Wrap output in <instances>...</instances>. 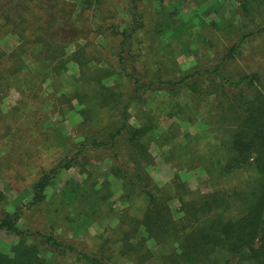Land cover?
I'll return each mask as SVG.
<instances>
[{
    "label": "trees",
    "instance_id": "1",
    "mask_svg": "<svg viewBox=\"0 0 264 264\" xmlns=\"http://www.w3.org/2000/svg\"><path fill=\"white\" fill-rule=\"evenodd\" d=\"M125 1L122 12L128 20L114 13L95 20L87 12L96 9L97 0L81 1V18L69 0H0V39L9 34L19 39L10 52L0 44V122L9 115L14 128L24 130L29 118L46 146L62 152L52 166L39 171L20 198L28 200L14 209L3 208L6 193L0 187V230L17 236L8 249L0 246V264H47L45 253L57 262V257L70 256L74 264H147L154 255L150 239L160 264H216L221 256L224 264H264V72L260 67L231 68L232 60L245 56V45L264 32V0H239L248 29L217 59L187 71L177 64L164 68L162 57L138 66V57L148 53L143 50L155 54L152 45L160 41L172 48V61L178 44H187L184 26L195 25L169 11L168 0H157L160 5L153 9L147 0ZM212 7L222 17L217 5ZM211 25L224 32L225 24L212 20ZM142 32L148 34L145 44ZM99 35L117 39L111 54L92 39ZM214 42L206 37L209 45ZM71 44L76 48L68 52ZM260 53L264 58V47ZM71 62L79 66L76 76L69 73ZM111 76L112 84L107 83ZM46 82L51 92L44 91ZM14 87L22 97L5 111L2 101ZM162 91L168 117L192 120L194 111H202L205 126L183 133L173 122L159 138L154 114H147L140 126L131 125V103ZM42 93L53 99V111L63 118L79 105L81 121L72 126L73 135L63 133L48 114L28 112L27 98L36 100ZM181 134L186 141L173 143ZM154 141L173 143L170 152L182 167L201 166L211 189L192 188L179 172L162 185L156 183L148 169L156 163ZM106 159L111 161L108 174L122 183L126 205L120 211L111 200L110 180L99 179L94 170ZM72 167L85 178L71 191L63 188L56 199L48 198L53 180ZM172 201L178 203L175 210ZM136 204L140 213H129ZM39 209L50 216L47 227L19 224L27 212ZM115 216L117 224L104 220ZM59 219L68 222L74 235L84 224L100 221L102 230L93 236L96 245L85 248L64 238L57 232Z\"/></svg>",
    "mask_w": 264,
    "mask_h": 264
},
{
    "label": "rangeland",
    "instance_id": "2",
    "mask_svg": "<svg viewBox=\"0 0 264 264\" xmlns=\"http://www.w3.org/2000/svg\"><path fill=\"white\" fill-rule=\"evenodd\" d=\"M69 1L76 6V16L80 18L83 17L85 13H80L82 0ZM125 2V0H97V3L93 5L96 9L89 10L87 15L97 20L99 19L100 14L114 13L119 20H128V15L122 12ZM150 3H152L151 9L160 5L157 0L154 1V3L147 0V4ZM166 4L168 10H175L177 16L182 18L184 22L195 25L184 26L187 44L185 42L186 40L179 43L178 48H175V50H177L176 55L172 56L175 58L172 61H169V58L171 57V51L169 50L172 48H169L158 41L157 44L155 43L152 45V49H155L157 52L151 54L149 50H143V52L147 51L148 53L143 57H138V66H142L143 63L145 64L146 62L149 63L150 61L161 59L162 57L164 68L177 64L176 66L181 71H187L199 62L207 63L215 58L217 59L228 46L236 42L243 31L248 29L247 19L239 9V0H205L201 4H199V0H168ZM214 4H216L223 12L222 17L215 12V9L212 7ZM149 15L150 20L154 22V17L151 16V13H149ZM90 19L91 18H89L88 21ZM212 20H217L218 23L225 24L224 32L215 31L211 25ZM251 27L252 25H249V28ZM231 28L232 30H230ZM145 34L146 32H142L140 36L142 41H144V44L148 38V34L146 36ZM94 36H92V39L95 43L102 44L105 52L108 51V53H110L111 47L117 45V39H113V37L109 35L107 37L105 36V38L103 35ZM206 37L215 40L213 46L206 43ZM0 44L6 52H10L19 44V39L15 35H4L0 39ZM262 47H264V32L261 33L260 38L257 40L253 39L245 45V56L239 58L236 57L232 60L231 68L252 69L260 67L264 72V58H261L260 55V49ZM75 48L76 44H71L68 47V52H71ZM141 59L143 61H140ZM101 64L104 65V63ZM69 66L70 75H78L79 66L75 62H71ZM114 81L115 76H111L107 79V83L110 84L114 83ZM67 87L71 90V86L68 85ZM45 90L48 92L52 91L49 82L44 84V91ZM164 94L165 92L163 91L152 92L149 95H146L144 99L133 101L129 107L130 124L133 126H140L142 124V119H144L147 114H154V116L158 118V122L155 123L156 129L154 133L159 136V138L171 129L170 127L173 122L181 127L183 133H194L205 126V118L202 111H197L196 113L194 111L192 120H181L177 116L168 117L164 113L165 111L163 110L162 105ZM21 97V91L15 87L12 88L2 101V108L5 111H9L17 102H19ZM26 101V107H28L27 109L29 113L38 114L41 112L42 114H48L49 120L51 122L55 121L56 124L54 125L59 127L63 133L67 135H73L72 126L81 121V116L78 111L80 108L79 105L70 111L67 114V117L63 118L58 112L53 111L54 101L52 98L47 99L46 93H42L36 100L27 98ZM8 117L6 116V119L0 122V187L3 188L6 193V200L3 203V208L12 210L17 206L18 202L21 201L20 198L22 194L24 195L25 192L31 188L30 182L38 176L39 171H41L43 167L48 168L52 166L57 157L62 155V152H60V147L49 148L46 146L45 143L47 142L44 140V136L40 133V129L37 126L32 127L29 118L25 121L23 120V124H25L24 130L22 128L17 130V128H14L16 121L13 118L7 119ZM6 124H8L9 128L5 127ZM29 127L32 128L29 129ZM34 128L37 129V133ZM31 131H34V133L32 134ZM185 141V137L181 134L173 141V143H184ZM173 143L161 145L159 142L154 141L152 144L151 151L156 157V163L151 165L148 169L156 183L162 185L172 179L176 172H179L192 188L209 191L211 188L207 183V176L204 169L199 165L182 167L178 164L177 158L170 152ZM110 166L111 161L109 159L101 160L95 164L94 170L97 172V177H99V179H105L108 177L110 180L111 189L113 191L111 200L114 202L116 209L120 211L123 210L126 205L121 200V195L123 193L122 183L119 178L108 174ZM33 172L34 174H32ZM23 175H25V179H21ZM84 178L85 176L79 172L77 167L62 169L57 178H55L53 183L47 188V197L51 198V200L56 199V197L62 192L61 190L63 188H67V190L71 191L70 187L76 185L78 181H81ZM27 200L28 199H25L21 201V203H24ZM139 203L140 201H138V204ZM170 203L175 210L178 203L176 201ZM139 211L140 209H138L137 204L128 210L131 214H139ZM26 215L25 219L22 218L19 223L21 226L27 225L32 228H37L47 227L49 224L50 216L46 215L45 209L30 210ZM176 215H179V213L176 212ZM116 217L117 216L104 220H109V223L114 225L117 224L118 221ZM78 221L80 222L77 225L81 223V220ZM67 223L68 222L59 219L57 223V232L60 235L69 241H76L77 244L82 245L85 248L96 245V243H94L96 240L93 236L102 230L100 221L97 220V222L92 224H84L80 233H76L78 236L74 235L75 232L69 228V225L67 226ZM74 236H76L75 239ZM16 240L17 236L15 234L6 230H0V246L8 249L10 244ZM147 244L151 247L154 253L153 257L147 260V264H160L161 256L154 241L150 239L147 241ZM45 257L47 264H58L59 262L60 264H74L70 256L62 259L57 257L59 262H57L55 258H52L50 253H45ZM225 258V256L218 257V262L216 264H224L223 260Z\"/></svg>",
    "mask_w": 264,
    "mask_h": 264
}]
</instances>
